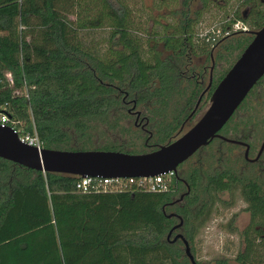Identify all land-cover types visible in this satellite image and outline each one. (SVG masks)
<instances>
[{
    "label": "trees",
    "instance_id": "16d2710c",
    "mask_svg": "<svg viewBox=\"0 0 264 264\" xmlns=\"http://www.w3.org/2000/svg\"><path fill=\"white\" fill-rule=\"evenodd\" d=\"M234 1L228 13L227 0H152L153 8L166 11L149 15L142 27L123 0H0V111L6 105L25 131L33 122L46 149L87 150L97 137L105 138L92 150L135 154L168 144L201 116L251 32L264 25V0ZM212 7L216 27L229 26L231 18L248 31L201 36ZM212 60L229 66L210 76ZM133 105L144 119L139 125L129 124ZM253 115L248 119L256 124ZM240 125L231 138L249 135L252 126ZM216 168L195 167L184 179L178 174L182 191L190 187L179 200L181 189L152 193L135 186L83 194L74 176L0 158V264H191L183 241L171 242L176 234L203 264L196 260L197 235L217 203L228 205L219 195L234 191L250 217L239 232L242 248L232 260L221 256L208 264H264V177ZM29 197L41 211L32 209ZM18 207L30 224L4 238Z\"/></svg>",
    "mask_w": 264,
    "mask_h": 264
},
{
    "label": "water",
    "instance_id": "95a60500",
    "mask_svg": "<svg viewBox=\"0 0 264 264\" xmlns=\"http://www.w3.org/2000/svg\"><path fill=\"white\" fill-rule=\"evenodd\" d=\"M251 34V42L218 82L203 114L188 130L168 144L150 152L135 154L113 150L38 149L21 142L11 128L0 126V158L31 170L74 177L142 178L177 172L180 164L219 137L218 132L264 76V25ZM263 148L264 142L260 152ZM180 225L176 224L169 231L167 239ZM178 239L183 241L191 264H196L181 234H176L171 242Z\"/></svg>",
    "mask_w": 264,
    "mask_h": 264
},
{
    "label": "rangeland",
    "instance_id": "374dc122",
    "mask_svg": "<svg viewBox=\"0 0 264 264\" xmlns=\"http://www.w3.org/2000/svg\"><path fill=\"white\" fill-rule=\"evenodd\" d=\"M127 5L133 8L132 18L140 23L142 27L148 23L146 19L151 15L153 17L158 14H163V9H155L152 6V0H123ZM226 1V0H220ZM230 3L228 8V13L232 12L234 4V0H227ZM224 3V2H223ZM195 5H197L195 3ZM213 13H205L203 16V20L201 22L200 28L202 30L207 29L211 25L215 24L218 20L217 8H211ZM247 26V25H246ZM248 28V26H247ZM233 59V58H232ZM212 66V62H209L207 65V73L209 74L210 68ZM229 66L228 62H220L215 63L212 74H217L220 71L224 70ZM210 101H208L205 106L202 108L200 113L202 114L206 108L208 107ZM254 108V111H253ZM257 112V113H256ZM200 114V115H201ZM256 116V124H253L249 121V117L251 115ZM253 115V116H254ZM240 123L243 125L247 123L252 126L249 135L253 137L252 143L254 144L255 150H253V154L256 153L260 143L264 139V101L259 100L257 103L253 101L251 97H249L241 109H238L234 116L232 117V121L228 124V132H230L234 125H239ZM129 124H134V117H132L129 121ZM248 135V136H249ZM231 136V135H229ZM247 136V135H246ZM105 137L98 138L94 142L93 145H87L85 148L87 150H92L95 147V144H101ZM246 139V138H245ZM250 140V138H249ZM247 141V139H246ZM251 153L250 157H253ZM243 148H236L228 143L220 141L216 139L211 146H208L204 149L199 150L195 153L189 160L184 162L181 167L178 166V174L181 179H184L190 170L197 167H202L205 171L213 173L214 169H217V165H223V167L230 166L236 171H242L246 175H253L256 173V166L248 164L243 158ZM221 200L227 201L228 205H223L217 203L215 206V213L213 212L208 222L205 226L199 231L197 238L199 240V251L196 255V260L202 262L203 264H208L213 261L216 257H227L232 260L238 250L242 248V240L239 235V232L247 226L249 222V213L245 210L246 203L241 198L240 193L238 191H234L232 193L225 192L219 195ZM31 199V207L32 209L39 210L41 207L40 203L36 198L29 197ZM19 207L15 210L11 216L10 221L4 231L3 237L8 238L9 236L15 234L16 232L23 230L30 224V221L27 219H20L19 216ZM41 211V210H39ZM234 218L233 227L234 231L230 229L229 223L231 219Z\"/></svg>",
    "mask_w": 264,
    "mask_h": 264
},
{
    "label": "built area",
    "instance_id": "2783aa9c",
    "mask_svg": "<svg viewBox=\"0 0 264 264\" xmlns=\"http://www.w3.org/2000/svg\"><path fill=\"white\" fill-rule=\"evenodd\" d=\"M231 18L227 19V22L230 23L229 26L225 28L216 27V23L211 25L205 30H201L200 35L205 36L209 31L215 37H212V40L218 37H226L230 34L231 31H242L245 32L248 30L247 26L241 21H235L233 23L229 22ZM8 79L10 77L8 75ZM0 111V126L9 127L15 132L21 142L28 145L37 147L38 149L42 147V141L40 140L35 124L32 122V129L30 131H25L23 126L24 123L20 120L12 119L7 113V106L4 105ZM75 189L79 193H91V192H119L124 191L129 187L135 186L138 189H141L146 192L152 193H164L168 191H176L178 188V177L177 172L169 171L167 173H161L153 177H142V178H108V177H76Z\"/></svg>",
    "mask_w": 264,
    "mask_h": 264
},
{
    "label": "flooded vegetation",
    "instance_id": "af4514ba",
    "mask_svg": "<svg viewBox=\"0 0 264 264\" xmlns=\"http://www.w3.org/2000/svg\"><path fill=\"white\" fill-rule=\"evenodd\" d=\"M248 10H250V9H245L244 11H243V13L244 14H246L247 15V11ZM248 31V30H247ZM214 66V61L212 60V66H211V68H210V71H209V75L211 76V74H212V71H213V67ZM264 77V76H263ZM262 77V78H263ZM260 79L256 84H255V86L251 89V92H249V94L248 95H250L249 97H251L252 99H253V101L255 102V103H257V101H259V100H263L264 101V78L263 79ZM208 89H209V86H207L205 89H204V91H203V93H201V95L199 96V101H198V103H197V105H196V108L199 106V104L201 103L200 101L203 99V97L204 96H206V95H208V93H207V91H208ZM213 92V91H212ZM212 94V93H211ZM210 97H211V95H210ZM248 97V98H249ZM244 101V100H243ZM247 101V100H246ZM242 104V103H241ZM240 104V105H241ZM131 110H130V113H131V115H133L134 116V122H135V124L136 125H139V124H141L142 122H143V118L141 117V114H140V112L139 111H137V110H135L134 109V105L133 106H131V108H130ZM238 110V109H237ZM236 110V111H237ZM235 111V112H236ZM253 111H254V108H253ZM137 113H139V116H137ZM257 113V112H256ZM203 114V113H202ZM201 114V115H202ZM235 114V113H234ZM233 114V115H234ZM233 117V116H232ZM231 117V118H232ZM230 118V119H231ZM199 119V118H198ZM197 119V120H198ZM229 119V120H230ZM196 120V121H197ZM146 121V120H145ZM195 121V122H196ZM229 122V121H228ZM227 122V123H228ZM226 123V124H227ZM226 124L224 125V127L226 126ZM223 127V128H224ZM222 128V129H223ZM189 129V128H188ZM187 129V130H188ZM222 129L218 132V134H219V137H216V138H214L213 140H211L206 146H204V147H202V148H200L199 150H201V149H204V148H206V147H208V146H211L212 144L211 143H213V141H215L216 139H218V140H220V141H223V142H225V143H228V144H230V145H232V146H234V147H236V148H239V147H242L243 148V151H244V154H243V158H244V160L248 163V164H251V165H254V166H256L257 167V169L259 168V170H257L256 171V175H258V176H262V177H264V148H263V150L260 152V149H261V145H262V143L264 142V139L262 140V142L260 143V146L258 147V149H257V151H256V153L255 154H253L252 152H253V150H255V146H254V144L252 143V140L251 139H253V137H251V135H249V136H247L246 137V139H247V141H246V139H244V140H239V139H237V138H231V136L232 135H234L233 134V132H228L227 130H228V127H226V129H224V130H226L227 131V135H225L224 133H223V131H222ZM184 133V132H183ZM182 133V134H183ZM250 133H252V132H249V134ZM229 135H231V136H229ZM179 137V136H178ZM249 138H250V140H249ZM228 139V140H227ZM198 150V151H199ZM197 151V152H198ZM196 152V153H197ZM245 152H247V157H245ZM251 153L253 154V157H250V155H251ZM194 155V154H193ZM192 155V156H193ZM191 156V157H192ZM190 157V158H191ZM189 158V159H190ZM189 159H187V160H189ZM186 160V161H187ZM185 161V162H186ZM216 167H218V165L216 166ZM178 169V168H177ZM194 169V168H193ZM192 169V170H193ZM192 170H190L189 171V173H191L192 172ZM178 172V171H177ZM177 177H178V173H177ZM178 180H179V183H178V188H177V190L176 191H178L179 189H181L180 191H182V189H183V187L181 188V184H182V182L180 181V178L178 177ZM185 184V183H184ZM185 189V188H184ZM186 189H187V191L185 192V190L184 191H182L181 192V194L179 195V200H182L183 199V197L180 199V197L181 196H183L184 194H188L189 192H190V187L189 186H187L186 185ZM225 193V192H224ZM176 230V229H175ZM173 232H174V230H173ZM174 234V233H173ZM176 234V233H175ZM171 236H172V233H171Z\"/></svg>",
    "mask_w": 264,
    "mask_h": 264
}]
</instances>
